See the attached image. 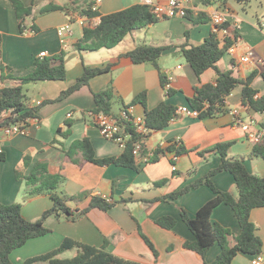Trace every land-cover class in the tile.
<instances>
[{"label":"crops","instance_id":"0c3cea01","mask_svg":"<svg viewBox=\"0 0 264 264\" xmlns=\"http://www.w3.org/2000/svg\"><path fill=\"white\" fill-rule=\"evenodd\" d=\"M21 1L26 6L34 5L33 15L27 19L26 24L29 28L35 24L38 31L21 32L10 0H0V62L11 68L15 77H24L34 71L35 61L41 54L53 57L64 53L67 78L63 81L37 82L25 86L28 92L27 105L40 109L37 117L29 123L27 135L0 140V153L6 155V161L0 162V204H22L23 216L32 222L39 220L45 211L52 208L53 202L47 195L28 197L31 187L25 179L17 178V168L23 164L25 156H30V166L25 170V176L30 174L36 164L45 163L51 174L64 176L60 193L69 198L83 194L88 196L83 200L68 202L74 212L86 209L92 196H100L115 205L107 212L93 209L75 222L64 216L49 217L45 226L51 233L31 239L23 247L13 251V264H24L28 259L50 253L58 249L66 238L97 248L108 243L107 250L110 253L141 264L214 262L221 251L218 244L208 251L205 259L185 248V243L195 241V236L181 217L182 210H185L194 218L214 198V192L207 185H201L175 200L162 199L205 179L212 170L219 167L221 155L207 152L221 143L231 144L229 158H244L251 173L264 177V160L249 157L264 140L260 144L254 143L248 137L247 128H263L264 114L254 112L243 104L241 87H237L227 98L224 113L215 117L201 119L189 113H180L182 108L191 109L189 100L194 96L196 88L216 82V72L213 69L198 78L188 65L181 47L186 44L187 48L200 45L214 32L231 38L237 34L234 47L218 64L220 70L231 71L233 77L241 80H246L254 72H263L264 0H250L245 4L236 0H206L207 3L195 0L190 3L186 18H160L156 24L128 35L115 48L94 52L77 49V44L82 41L84 28H96L102 16L143 4V0H103L98 11L100 15L95 18L80 14L87 6L83 0ZM52 3L69 5L70 10L38 14L42 8ZM217 12L225 13L229 24L228 35L220 32L219 27L211 20ZM66 27L71 29V35L60 33V29ZM143 45L168 48L160 58L159 65L167 78L173 77V96L166 97L160 73L152 63L135 64L124 57ZM249 50L254 55L249 64H244L241 58ZM108 64L114 65L109 73L91 79L89 85L62 101L45 103L56 100L63 91L75 85L84 74L85 67L97 68ZM17 84L16 81H3L0 73V89ZM252 87L258 91L259 97L263 96L264 78L258 75ZM107 89L114 92L113 111L117 115L127 107L131 108L135 116L144 117L146 109L139 104L132 105L135 97L144 92L147 93L148 110L154 109L163 101L177 108L178 115L167 128L154 132L145 139L146 150L155 154L148 163L137 161L135 168L115 164L102 167L84 162L81 153L74 156L78 162H73L67 156L72 144L85 138L90 140L99 159L123 154L124 149L103 138L89 117L96 106L94 93ZM233 112L243 121L240 126L235 125ZM69 114L72 116L69 117ZM67 123L71 127L70 134L65 138L58 131L66 133L69 128ZM177 144L184 145L188 152L178 155L167 150ZM158 151L161 153L157 155ZM212 182L220 191L239 196L231 173L221 172L212 177ZM163 217H173L176 220L175 227L168 230L158 225L157 222ZM251 220L258 228L264 256V207L254 209ZM211 222L230 229L233 233L231 244H234V237L240 234L241 228L231 207L225 204L217 207ZM141 233L153 243L158 252L157 258ZM76 254L77 250L74 249L58 257L71 259ZM253 259L254 256L239 254L232 264H253Z\"/></svg>","mask_w":264,"mask_h":264},{"label":"trees","instance_id":"16d2710c","mask_svg":"<svg viewBox=\"0 0 264 264\" xmlns=\"http://www.w3.org/2000/svg\"><path fill=\"white\" fill-rule=\"evenodd\" d=\"M83 1L87 6L80 11L82 16L95 18L100 15L98 12L92 11V0ZM236 1L245 4L250 0ZM10 2L19 20L21 32H37L38 28L35 24L30 28L26 24L27 19L33 15L34 5L26 6L21 0H10ZM203 2L207 3L206 0H203ZM69 10V5L59 6L52 3L42 8L38 14L45 15L56 11L68 12ZM159 20L160 18L152 12L151 7L144 4L134 5L125 10L102 16L100 24L96 28H84L83 38L77 44V49L89 52L101 49H113L128 35L156 24ZM228 25L226 23L222 28L226 29ZM186 36L187 38L189 37L188 32ZM236 39L237 34L234 38H231L214 32L200 45L187 48L186 44L181 47L188 65L198 78L209 70L213 69L216 72L215 84L208 83L196 88L194 96L189 100L191 109L199 111V118L201 119L215 117L224 113L226 100L237 87L242 88L243 104L249 106L254 112L264 114V95L259 97L258 91L252 87V83L258 75L264 78V71L261 73L254 72L246 80H241L233 77L231 71H222L218 67L219 62L234 47ZM167 49L166 47L143 45L128 52L124 57L131 59L135 64L152 63L158 69L162 86L165 89L168 81L161 70L159 60ZM113 67V64L97 68L85 67L84 74L77 80L75 85L63 91L56 100H49L45 103H56L66 99L82 87L89 85L91 79L109 73ZM11 71V68L0 62L1 79L3 81L10 80L18 83L16 86H5L0 89V130L12 124L27 125L29 119L37 117L40 107L30 108L27 105L28 98L24 91L25 86L37 82L65 80L67 78L65 54L37 58L34 64V71L24 77H15ZM174 94V90H166V97H171ZM94 98L96 104L92 111L94 114H104L107 117L120 118L113 111L115 96L112 89L94 93ZM138 104L146 109L145 118L149 134L143 138L136 133L131 122L121 120V123L126 127V131L131 135L126 143V149H124L121 156L104 159L97 158L93 145L88 138L75 141L69 151H67V156L73 162H78L74 156L81 153L84 162L97 166L105 167L115 164L122 167L135 168V144L140 142L142 138L147 139L152 133L167 128L178 115L177 108L166 101H163L154 109L148 110L146 92L135 97L132 105ZM124 109H127V107ZM66 126L69 127L66 133L62 134L61 130L58 131V134L65 138L70 134L69 129L71 124L67 123ZM230 147L231 144L229 143H221L207 152L219 153L222 157V162L205 179L199 180L182 191L173 193L162 199V201L167 199L175 200L191 189L198 188L201 185H207L214 192V198L207 202L194 218L190 217L185 210H182L181 213L183 221L195 236V241L185 243L186 249L198 253L205 259L208 251L214 245L218 244L220 246L221 251L216 260L205 264H232L239 254L255 257L263 253V242L258 235L257 226L251 220V213L254 209L264 207V177L251 173L245 165L244 158H229L228 150ZM167 150L174 151L178 155L188 152L182 144H177V146L175 145ZM160 153V151L156 152L157 155ZM249 157L251 159L259 158L264 160V142L260 146H257ZM4 161H6V155L0 153V162ZM29 166L30 156H25L23 164L16 170L17 178L19 180L25 179L27 185L31 187L28 191V197L47 195L53 202V206L51 209L45 211L39 220L32 222L23 216L22 204H0V264H13L11 261L13 251L23 247L31 239L43 237L51 233V230L45 226V222L49 217L56 216L59 218L60 216H64L67 220L75 222L93 209L107 212L115 205L114 203L107 202L100 196H92L86 209L74 212L68 206V202L83 200L88 196L86 194L71 198L64 196L59 192L64 182V176L51 174L48 165L45 163L36 164L30 174L25 176L24 172ZM221 172H229L233 175L239 191L238 197H235L230 192L220 191L213 184L212 177ZM222 204L232 208L241 228L240 234L234 237V244H231L233 233L230 229L219 224H212L211 222L214 210ZM157 223L161 227L171 230L175 227L176 220L173 217H163ZM141 235L157 258L158 252L153 243L144 234L141 233ZM107 247L108 243L102 248H97L71 238H66L58 249L28 259L24 264H36L39 262L48 264H141L117 257L110 253ZM74 249L77 250L75 257L71 259H61L58 257L60 254Z\"/></svg>","mask_w":264,"mask_h":264},{"label":"built area","instance_id":"2783aa9c","mask_svg":"<svg viewBox=\"0 0 264 264\" xmlns=\"http://www.w3.org/2000/svg\"><path fill=\"white\" fill-rule=\"evenodd\" d=\"M195 0H165L164 3H154L152 0H143L144 5H149L152 9V12L156 14L159 18H186L188 12L190 11V3ZM92 11L98 12L103 0H92ZM211 20L219 27L220 32L224 35H228L227 28H222L226 23L227 19L225 13H215L213 14ZM61 34H66V36L71 35L72 31L68 27L60 29ZM64 42V40H63ZM45 53L41 54V57H45ZM254 53L252 50L247 51L245 56L241 58V62L244 64H249L253 57ZM179 68H181L179 66ZM168 83L165 86V90L171 89V82L173 77L169 76L167 78ZM41 102L38 103L40 105ZM180 113H189L194 117H199L200 112L190 109L182 108ZM235 115V125L240 126L243 124L241 118L237 117V113L233 112ZM69 117L72 115L69 114ZM120 118L116 117H107L104 114H94L93 112L89 113V117L93 123L98 128L100 134L106 140L114 142L121 146L123 149H126V143L130 139L131 135L126 131V127L121 123V120H127L131 122L133 127L136 130V133L141 137L149 134V129L146 125L145 116H135L131 111V108L123 109L122 113L119 115ZM32 119H29L27 125L25 124H12L6 126L0 130V140L9 139L15 135H27L28 125ZM246 128V127H245ZM249 130L248 137L256 144H260L264 140V128L257 129L256 127H247ZM246 128V129H247ZM141 139L140 142L135 144L134 154L136 157V162L141 161L142 163H148L153 157L154 153L146 150L145 139ZM176 170V167H173ZM253 264H264V256L262 254L255 256L253 259Z\"/></svg>","mask_w":264,"mask_h":264},{"label":"rangeland","instance_id":"374dc122","mask_svg":"<svg viewBox=\"0 0 264 264\" xmlns=\"http://www.w3.org/2000/svg\"><path fill=\"white\" fill-rule=\"evenodd\" d=\"M25 93H26V94L28 93V92H27V88H25ZM116 110H118V109H116ZM259 176L262 177L260 174H259Z\"/></svg>","mask_w":264,"mask_h":264}]
</instances>
